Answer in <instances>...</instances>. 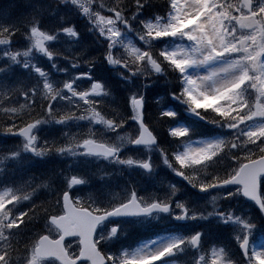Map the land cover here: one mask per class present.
Returning a JSON list of instances; mask_svg holds the SVG:
<instances>
[{
	"label": "snow or ice",
	"instance_id": "1",
	"mask_svg": "<svg viewBox=\"0 0 264 264\" xmlns=\"http://www.w3.org/2000/svg\"><path fill=\"white\" fill-rule=\"evenodd\" d=\"M52 11L36 6L19 15L10 24L0 23V48L12 64H20L35 72L39 80L31 85L0 82V134L21 138L18 148L35 157L52 154L102 157L128 167H139L152 172L155 165L148 159L121 157L122 142L150 147L157 145L155 129L163 126L177 142L174 151L158 149L162 163L176 176L182 177L201 193L223 186H236V194L254 201L264 212V5L254 0H161L162 11L153 9L151 18L142 14L151 8L154 0H48ZM74 9L91 25L89 31L98 33L106 44L99 56L86 57L87 49L71 56H62L72 68L88 71L56 86L40 67L29 65L24 59L29 53L43 54L51 60L60 55L49 49L60 34L69 38L79 36L75 25L64 23L50 32L42 25L44 13L52 15L57 7ZM127 29L141 41L165 37H181L190 47L180 51L141 50L130 44L123 51H113L122 43L120 36ZM28 42L26 50L13 47L17 34ZM118 66L131 77H150L171 68L179 74L182 88L177 99L200 116L210 112L218 119L209 123L230 130L227 139L200 142L193 146L185 142L188 131L170 128L167 120L174 117L170 111L159 112L155 118L145 111V97L141 90L129 96L130 113L121 116L118 108L106 112V98L111 94L101 82L89 75L98 60ZM55 67V65H53ZM204 67L201 75L187 74L191 67ZM92 80L86 89L73 87L75 80ZM61 102L67 107H61ZM70 121H87L86 131L73 134L61 132L59 138L41 142L34 130L41 124L63 127ZM128 121L134 127L125 128ZM91 125L99 126L93 131ZM159 126V127H157ZM104 130L115 134L105 138ZM181 145L183 148L181 150ZM18 152L11 153L12 157ZM227 156L232 166L223 174L209 171L217 158ZM51 178L28 179L15 188L0 192V264H42L54 260L57 264H157L165 257L193 250L198 258L194 264H234L222 247H212L210 254L202 249V232L173 238L155 250L109 254L102 246L107 237L100 235L98 226L108 217L150 216L154 213L175 214L174 219L207 220L217 216L225 224H238L235 238L241 253L240 264H264V249H249L250 236L256 225L231 213L212 210L196 211L184 203H175L172 197L178 191L170 186V195H138L135 190L109 207L73 198L70 189L85 183L71 175L65 177V188L49 199L33 200L39 189L51 193ZM233 193L229 192L228 196ZM215 197H213V201ZM21 201L30 206L20 213L13 209ZM42 222L43 229L33 231L22 244L21 233L29 225ZM112 227L109 236L117 233ZM202 250L205 254H201Z\"/></svg>",
	"mask_w": 264,
	"mask_h": 264
},
{
	"label": "trees",
	"instance_id": "2",
	"mask_svg": "<svg viewBox=\"0 0 264 264\" xmlns=\"http://www.w3.org/2000/svg\"><path fill=\"white\" fill-rule=\"evenodd\" d=\"M48 1V0H47ZM46 0H0V23H3L5 25L9 24V16L8 14H13L14 19H16L17 16L23 15L24 13H27L29 10H33L36 6H39L41 8L46 7L49 11H52V4L50 6H47L44 4V2L47 3ZM8 2V3H7ZM156 4H154L151 8H147L146 11L142 14L145 18H151V13L153 9L157 11H162L163 5H161V0H154ZM256 3V2H254ZM7 13V14H5ZM65 16L66 20L64 23H72L75 25L76 30L79 33V36L77 38H69L65 34H60L57 39H55V44H60V42L63 43V48L61 51L65 50L66 55H56L55 64L57 65V72L60 73V76L63 78V80H72L74 79V76L84 72L88 71L87 69L80 67L77 68L79 71L73 72V68L70 66L69 63H64L63 61H67L66 59L63 60L62 56H71L74 53L81 52L85 49H87L86 57H92V56H99L100 53L104 50V45L106 44V41L99 37L98 33L94 31H89L88 29L91 28V25L87 22V20L81 16L78 12H76L74 9L66 8L63 12L59 10L57 7L56 10L52 15H48L47 13H44V15L41 17L42 25L46 27L50 32L55 31V29L59 26H61V16ZM3 16V17H2ZM120 41L122 43L117 44L116 48L113 50L114 52L119 50L123 51V45H126V41L133 42L132 46L138 47L141 50H165L167 51V42L162 41L161 39L155 40V41H149L147 44H145L144 41H141L135 32L128 31L125 29L122 31L120 36ZM28 42L24 40L23 36H21L19 33L17 34L15 44L13 45L14 48L17 50H26ZM64 47L66 49H64ZM95 47L96 50L93 48ZM58 49V48H57ZM73 51L72 53H70ZM34 56V58L32 57ZM39 55L35 52H31L30 55L26 58H24L29 65H35L37 67L43 68L44 71H46V67H44V62L38 59ZM62 61V62H61ZM101 60H98L93 68L90 70L89 75L91 76L92 80H95L97 82H101L104 84V86L108 89V91L111 94L110 98H106V103L109 104V106L105 107V111L111 112V108H119L120 107V113L124 117L127 114L130 113V109L128 107V100L129 96L132 92L136 91L133 86H136L137 90H141L144 97H145V111L148 114H151V117L154 119L155 116L159 112L163 111H170L174 113V117L167 120L168 126L170 128H174L175 125L182 123L186 126H196L194 120L189 118H182L181 110L184 107H188L187 104L182 103L180 99H177L180 89L182 88V84L180 83V77L179 74L176 73L171 68L163 69L161 73L153 74L150 77H131L128 78L129 74L119 68L118 66H110L107 65L106 62H101ZM24 68L20 64H12L9 62L8 58H6L3 55V49L0 48V82L6 81L9 84H19L21 82L25 83L26 80L30 83V85L33 82V76L37 79V74L35 72H32L30 69H21ZM53 74V70L51 69L49 73L47 74L48 79L51 78ZM50 80V79H49ZM92 80H88L86 78H82L78 80V83H84L87 84L86 86L92 82ZM119 82V85H118ZM121 88V89H118ZM179 103L180 105H176ZM196 115V114H195ZM202 116H204V119H201L200 116H197V124L198 126L201 125L199 128L200 130H204L206 134V129L208 126H211L212 132L213 131H223L222 126H218L213 123H209L210 120L218 119L215 117L214 114L210 112H202ZM159 127V126H157ZM222 127V128H221ZM71 129L72 132L77 133L81 132L77 128ZM69 131V130H68ZM194 131H189V134H192ZM155 133L158 136V145L156 147V150L158 149H167L169 151H174L176 148L175 141L172 137H170L165 130L163 126L155 129ZM108 136H105V138L110 137V135L115 136L114 133L107 132ZM228 134H231L230 132ZM1 135V134H0ZM4 135V134H3ZM7 136V135H5ZM223 139H227L228 136L223 135ZM3 141L0 142L1 150L0 153H2V156L8 157L13 153V151L10 150L8 147L11 143V141L20 144V140L9 135L7 137L2 136ZM43 139L41 138L40 141ZM50 140V138H49ZM129 151L134 154L139 153H146L148 155L149 150H137L132 149L130 146L128 147ZM18 152V150H16ZM160 153V152H159ZM19 155L15 156V159L12 162V165L7 166L5 172V179L8 178L12 173L19 172L22 174V176H19L21 179V183L28 180V179H39V180H45L47 178H51L50 180V186H51V193H49L48 189H39L37 193L34 195L33 200L38 199H47V196H55L56 193L61 192L64 187L63 182V175L65 177L68 176V173L65 172V170H68L67 168L71 166V162L68 160H65L64 157H61V155L58 154H52L46 157H42L41 160H34V164L31 167L32 171L24 173L25 170L17 169L18 165V158ZM61 158V159H60ZM63 166V168H61ZM231 167V160L227 156H221L217 158L214 165L209 169L211 172H215L217 174H223L225 173L229 168ZM4 168V167H3ZM16 169V170H15ZM169 168L167 167V170ZM122 170L126 171L128 170V167L122 168ZM62 171H64L62 173ZM69 173H72V170H68ZM174 173V172H173ZM17 174V173H16ZM75 174V173H73ZM81 174V173H80ZM80 176V175H79ZM91 171H87L84 174H81V178L86 181L84 184H90L91 180ZM12 182L18 181V176L14 175V177L11 179ZM180 186V185H179ZM178 186V187H179ZM189 184L185 182L183 184V187H187ZM188 193H191V191H187ZM188 193H182L185 196H190ZM161 197V196H160ZM257 212L256 218L262 219V216L258 215ZM41 226L40 222H37L35 225H29L26 228V231L31 232L36 229H39ZM167 223L163 222L162 227H166ZM43 229V228H41Z\"/></svg>",
	"mask_w": 264,
	"mask_h": 264
},
{
	"label": "rangeland",
	"instance_id": "3",
	"mask_svg": "<svg viewBox=\"0 0 264 264\" xmlns=\"http://www.w3.org/2000/svg\"><path fill=\"white\" fill-rule=\"evenodd\" d=\"M8 1V0H7ZM14 1H17V0H14ZM47 1V0H46ZM254 2H256L255 4H257V5H264V0H254ZM8 3V2H7ZM44 4L45 5H47V6H50L51 4L47 1V3L46 2H44ZM59 8V10L60 11H64L66 8H69L68 6H59L58 7ZM5 14H7V13H5ZM8 15H10L9 16V21H10V23H12L15 19H14V17H13V14H8ZM3 17V16H2ZM9 23V24H10ZM120 39V38H119ZM162 41H165V42H167V51H180V50H182V49H184V50H186V49H188L189 47H190V43L188 42V41H186V40H184L183 38H181V37H175V38H173V37H165V38H162L161 39ZM126 43V45L127 44H130V45H133V42H131V41H126L125 42ZM63 46V43L62 42H60V44H55V40H53V41H51V42H48V47H49V49L50 50H52V51H54V52H58V53H60V55H66V51L65 50H63V51H61V49L63 48L62 47ZM58 48V49H57ZM95 50H96V48L95 47H93ZM64 49H66L65 47H64ZM36 53V52H35ZM37 54V53H36ZM29 55H30V53H29ZM38 55H39V57H38V59L39 60H41L42 62L43 61H45L44 62V67H46V71H44V69L42 68V70L44 71V72H46V74H48L49 73V71L52 69L53 70V74H52V76H51V78H49L50 79V81L51 82H53L56 86H61V82H63V81H65V79H66V77H65V79L63 80V78L60 76V73L59 72H57V65L55 64V60H57L56 58V56H54L51 60H49V58L47 57V56H45V55H43V54H40V53H38ZM35 56V55H34ZM34 56L32 55V57L34 58ZM64 60V59H63ZM62 62V61H61ZM64 63H68V61H63ZM53 65H55V67L53 66ZM21 69H23V70H25L24 68H21ZM189 70H190V75H193V76H196V75H201V74H204V72L206 71V69L204 68V67H191V68H189ZM73 72H75V71H79V69H77V68H73V70H72ZM75 77V76H74ZM39 80V77H38V75H37V79L35 78V76H33V82L32 83H35V82H37ZM91 83V82H90ZM25 86H27V85H30V83L28 82V80H26L25 81ZM103 84V83H102ZM87 84H84V83H78V80H75V82H74V84H73V87L74 88H76L77 90H83V89H86L87 88V86H86ZM118 85H119V82H118ZM133 88L135 89V90H137L136 89V86H133ZM118 89H121V88H118ZM65 105H67L66 103H64V102H61V107L62 106H65ZM119 110H120V107L118 108ZM182 118H189V117H192L193 118V120H194V122H195V124H196V127L199 129V126H198V124H197V121H196V117L194 118V115L192 114V113H190V112H188V111H186V113H185V111H184V109H182ZM128 115V114H127ZM122 116V115H121ZM123 117V116H122ZM83 122H85V123H87L88 124V122L87 121H83ZM134 124H135V122L134 121H128V123L125 125V128L127 129V128H131V127H134ZM89 125V124H88ZM90 126V125H89ZM95 125H91V127H94ZM97 127V130H98V128H99V126H96ZM46 129H47V124H44L43 126L41 125V127H38V131H36V132H34V134L35 135H37V137L41 140V138L43 139L41 142H44V141H46V140H49V136L46 134V135H42V132L44 131V132H46ZM56 129H58V127L56 128ZM56 129H55V132H56ZM81 130V129H80ZM226 130H228V129H226ZM206 131H207V133H209V137L208 138H202V139H198V138H201V136H199V137H197V138H193L194 139V141H192V140H190L191 142H189V143H191L193 146H195V145H197L198 143H200V142H214V141H217V140H219V137H217V132H220V131H213L212 132V129H211V126H209L207 129H206ZM63 132H69V134H73L74 132H72L71 130H66V131H63ZM78 132V131H77ZM107 132H109V131H107V130H104V134H106V135H108L107 134ZM56 133H58V132H56ZM61 135V134H60ZM59 135V136H60ZM223 135H226V136H230L231 134H228V133H226L225 132V129L223 130ZM222 135V136H223ZM110 137H112V138H114L115 136H113V135H110ZM2 138V137H1ZM55 139V138H54ZM123 144H124V146L122 147V149H121V153L122 154H125V152H126V146L129 144V143H126V142H122ZM18 145H20V144H17V143H15V142H13V143H11L10 145H9V148H10V150L11 151H13V152H16V150H18V154L20 155V161H19V163H18V167L17 168H19L20 167V169H21V166H25V165H27V163L29 162V161H31L32 159H34V158H37V159H40L41 157H35V156H33L32 154H30V153H27V152H25V151H22V150H20L19 148H18ZM69 156H71V155H69ZM79 157H81V159L82 160H84V156H75V157H73V156H71V159L69 160L71 163L72 162H74V161H76V160H78L77 158H79ZM15 159V157H12L11 155H9L8 157H5V156H3V157H1L0 158V165L2 166V167H6V166H9V165H12V162H13V160ZM61 168H62V166H61ZM16 170V169H15ZM24 170L25 171H29V169H28V167L26 166L25 168H24ZM65 172L66 173H68V176H71V175H77V176H79V174H73V173H69L68 172V170H65ZM11 175H16V176H22V175H20V174H16L15 172L14 173H10ZM67 176V177H68ZM80 177V176H79ZM63 180V182H64V184L66 183L65 182V178H63L62 179ZM21 184V182H18V181H15V182H12V181H10V180H7V181H4L1 185H0V187L1 188H3V189H5V190H7L8 188H15V187H17L18 185H20ZM79 187H82L81 185H78V188ZM72 189H74V188H72ZM22 202H24V201H21L20 203H22ZM17 206V205H16ZM15 209V208H14ZM13 209V210H14ZM259 216H262V219H260V221L257 223V224H260L261 225V227L264 229V213L263 212H259V214H258ZM213 220L214 221H216V222H223V219L222 218H220V217H214L213 218ZM231 224V222L229 223V225ZM263 234L264 233H261L260 231H259V229L257 228L256 229V231H253L252 232V234H251V237H252V239H253V243H252V246H253V248L254 249H256V250H262V249H264V236H263ZM173 238H175V237H171V236H168V235H164V236H162V237H160L159 239H157V240H155V241H152V242H150V243H144V244H142L138 249H144L145 247L147 248V249H150V250H155V249H157V248H160V247H162V246H164V245H166L169 241H171ZM236 238V237H235ZM177 239H179V238H177ZM252 239H251V242H252ZM236 244V241L234 242V245ZM249 245H250V243H249ZM249 249H250V246H249ZM251 250V249H250ZM228 254H229V256L233 259V261L235 260V256H232L231 255V253L230 252H228ZM195 258H198L197 257V254H196V257ZM238 263V262H237ZM42 264H47V261H43L42 262ZM158 264V263H157ZM159 264H178L177 263V261L176 260H174L173 258L172 259H170V260H167V261H165V262H161V263H159ZM192 264H194V262L192 263ZM235 264V263H234Z\"/></svg>",
	"mask_w": 264,
	"mask_h": 264
},
{
	"label": "flooded vegetation",
	"instance_id": "4",
	"mask_svg": "<svg viewBox=\"0 0 264 264\" xmlns=\"http://www.w3.org/2000/svg\"><path fill=\"white\" fill-rule=\"evenodd\" d=\"M121 157H123L121 155ZM89 160V159H88ZM92 162V171L94 173L92 177L93 185L86 187H75L74 191H70V194L73 198H79L87 202H94L98 206L109 207L116 203L118 200L125 197L130 191L135 190L138 195L146 194H156L160 195L161 189L156 187H139L128 189L124 185H98V175L97 169L99 166L107 167L110 160H105L103 158H95ZM109 173V172H108ZM108 182L119 183L123 180L119 179L116 175H107ZM229 189V188H224ZM225 192H228L225 190ZM227 203H231L230 196H227ZM238 202V200H237ZM162 217L161 213H154L150 216H136V217H122L107 219L98 226V231L100 235L107 237L106 240L102 241L103 248L109 253H116L118 251V245L129 243L127 240H144V239H154L156 235L161 233L162 226ZM165 218H170V214L165 215ZM112 227H117V233L114 236H109L110 230ZM160 229V230H159ZM29 237L28 231L21 238L22 243H25ZM235 246V245H234ZM190 257L189 255L187 256ZM235 264H240V261Z\"/></svg>",
	"mask_w": 264,
	"mask_h": 264
},
{
	"label": "water",
	"instance_id": "5",
	"mask_svg": "<svg viewBox=\"0 0 264 264\" xmlns=\"http://www.w3.org/2000/svg\"><path fill=\"white\" fill-rule=\"evenodd\" d=\"M133 146H136V147H139V146H142V145H133ZM246 198V197H245ZM246 199H248V198H246ZM249 200V199H248ZM254 202V201H253ZM258 206V205H257ZM117 217H123V216H117ZM108 218H116V217H108ZM107 218V219H108Z\"/></svg>",
	"mask_w": 264,
	"mask_h": 264
},
{
	"label": "bare ground",
	"instance_id": "6",
	"mask_svg": "<svg viewBox=\"0 0 264 264\" xmlns=\"http://www.w3.org/2000/svg\"><path fill=\"white\" fill-rule=\"evenodd\" d=\"M73 51H71L70 53H72Z\"/></svg>",
	"mask_w": 264,
	"mask_h": 264
}]
</instances>
